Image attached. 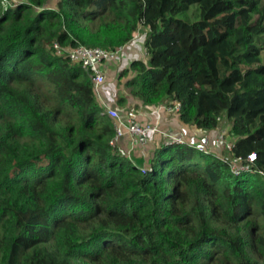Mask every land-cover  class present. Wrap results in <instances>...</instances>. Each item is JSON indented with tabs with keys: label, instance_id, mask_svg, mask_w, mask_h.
Segmentation results:
<instances>
[{
	"label": "trees",
	"instance_id": "1",
	"mask_svg": "<svg viewBox=\"0 0 264 264\" xmlns=\"http://www.w3.org/2000/svg\"><path fill=\"white\" fill-rule=\"evenodd\" d=\"M261 1L0 0V264H264ZM141 28L129 100L179 101L186 129L220 118L248 171L154 135L143 172L110 144L90 72L52 45L116 50Z\"/></svg>",
	"mask_w": 264,
	"mask_h": 264
},
{
	"label": "built area",
	"instance_id": "2",
	"mask_svg": "<svg viewBox=\"0 0 264 264\" xmlns=\"http://www.w3.org/2000/svg\"><path fill=\"white\" fill-rule=\"evenodd\" d=\"M139 35L124 44L116 50L106 49L100 46L87 47L76 46L71 50L61 47L58 42H54L52 47L57 54L66 56L71 62L79 63L82 68L89 71L91 81L95 93L103 105L102 115H107L114 127V136L110 140L113 147L124 152L128 157L134 152H139L140 149H145L151 143L152 135L158 134L166 144L188 145L192 143L199 151L204 153L217 152L221 153L229 159L230 167L235 175L242 171H248L251 164L256 160V153L250 152L245 157L242 155H233L235 138L229 134V129L218 118L219 125L212 130H204L190 126L187 129L182 125L181 128H163L158 118L161 112L167 114H176L181 109V103L177 100H165L157 106H151L149 109L156 115L155 122L147 121L139 122L138 111L131 107L124 111L109 104L104 97L103 87L106 85L107 72L103 68V64L108 61L123 58L132 50L135 43L139 40ZM121 61V60H120ZM131 61V60H130ZM128 61V63L130 62ZM148 167V166H147ZM146 166H142V171L145 172Z\"/></svg>",
	"mask_w": 264,
	"mask_h": 264
},
{
	"label": "crops",
	"instance_id": "3",
	"mask_svg": "<svg viewBox=\"0 0 264 264\" xmlns=\"http://www.w3.org/2000/svg\"><path fill=\"white\" fill-rule=\"evenodd\" d=\"M142 30H145V28H141ZM140 29V30H141ZM141 30V31H142ZM143 33L140 32V37L143 38ZM135 44H140V46H136L135 49L132 48V50H136L137 54H140L141 52H145L144 50V46H143V40L141 41L140 38L138 40L137 43ZM131 52V51H130ZM128 59L126 60V62L132 60L130 59L128 56H126ZM104 70L107 72V75L109 76L111 75H115V78L111 81V84H114V87H107V85H105L103 87V93H104V97L106 98L107 102L113 106H116L119 109H127V108H135L138 112H139V121L140 123H145L147 121H151V122H155L157 120L156 115L154 113L151 112V110L149 109V107L143 106V105H136V103L131 102L129 100V95L127 93H124L125 95H119L120 97H118L119 99L124 97L126 98L124 102L120 101L118 98H114L113 97V88H115V82H117V76L120 72V70L122 69V67H126V65H122V62L120 60H112V61H108L105 62L103 65ZM116 94V92L114 91V95ZM159 122L161 123V126L164 128H179L182 129L180 125L181 123L179 122L177 116H175V114H167L165 112H161V116L160 118H158ZM154 136V134L152 135V137ZM153 144L149 143L148 149H152ZM138 157H140L142 160H144L146 162V159L148 158V156H145L144 152H142V150H140L137 154ZM143 166H148L146 163L143 162Z\"/></svg>",
	"mask_w": 264,
	"mask_h": 264
},
{
	"label": "rangeland",
	"instance_id": "4",
	"mask_svg": "<svg viewBox=\"0 0 264 264\" xmlns=\"http://www.w3.org/2000/svg\"><path fill=\"white\" fill-rule=\"evenodd\" d=\"M261 3L264 6V0H262ZM197 9H198L197 4H192V5H190V7H189V9L187 11L178 14L177 17L178 18H181L183 20L190 21V22L191 21H194V20H197V18H198ZM141 30H139L136 34L139 35L140 32L142 33L144 31V30H142V31ZM138 38H140L141 41L143 39L142 37H140V35H139ZM137 45L138 44H134L135 47L133 46L134 47L133 49H135ZM138 46H140V44ZM122 56H123V58L120 57L117 60H121L122 65H126V67H127L129 63L126 62L125 55H122ZM127 56L130 59H135L136 57L137 58L138 57H145V55L137 54L136 53V50H131V52H129L127 54ZM263 60H264V50H263ZM116 80H117V82H115L116 84H115V88H113V93L112 94H113V97L117 99L118 97H120L119 95L124 96L125 95L124 93H127V89H126L125 82H124L125 81V78H122L121 80H118V79H116ZM111 81H112V78L106 81L107 87H114V84L112 85L111 84ZM114 91L116 92L115 95H114ZM124 110H122V111H124ZM175 116H177V113L175 114ZM177 118H178V116H177ZM225 125L227 126V124H225ZM154 135L157 137L156 140H159V142H162V139H161V137L158 134H154ZM147 146H149V144ZM137 154H138V152H134V153H132L130 155L131 156L130 158H132V162L133 163H136V164H138L140 166H143V162L147 164V160L145 162L140 157H138ZM195 160H198L199 162L204 163V158L203 157H200L198 153L195 154Z\"/></svg>",
	"mask_w": 264,
	"mask_h": 264
}]
</instances>
